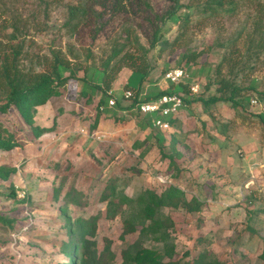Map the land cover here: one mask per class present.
Instances as JSON below:
<instances>
[{
  "label": "rangeland",
  "instance_id": "1",
  "mask_svg": "<svg viewBox=\"0 0 264 264\" xmlns=\"http://www.w3.org/2000/svg\"><path fill=\"white\" fill-rule=\"evenodd\" d=\"M79 1L0 0V14L27 22L21 34L26 65L57 49L74 63L63 94L35 116V124L54 130L33 138L15 109L0 114L22 143L0 149V264H83L95 252L100 264H124L128 252L141 248L161 262L264 264V44L255 35L264 0H234V12L219 10L216 0H180L181 8L165 21L148 15L140 0H112L96 35L90 27L75 34L65 27L68 6ZM149 2L160 15L173 8V0ZM209 6L214 10L203 12ZM200 51L196 61L186 59ZM105 66L114 77L115 109L126 114L109 108L108 90L96 86L104 73L92 69ZM177 67L186 68V83L194 80L198 87L181 93L186 110L181 141L173 146V130L160 143L148 117L129 112L135 99L123 92L153 95ZM219 67L241 93L235 103L206 105L222 95L213 82ZM182 84L174 86L177 93ZM114 180L119 198L111 205L104 195ZM169 188L180 195L161 210L167 232L144 233L149 222H143L138 197ZM196 205L199 210L189 209ZM91 217L97 223L87 240L72 238L71 227L77 231L79 220Z\"/></svg>",
  "mask_w": 264,
  "mask_h": 264
},
{
  "label": "trees",
  "instance_id": "2",
  "mask_svg": "<svg viewBox=\"0 0 264 264\" xmlns=\"http://www.w3.org/2000/svg\"><path fill=\"white\" fill-rule=\"evenodd\" d=\"M145 7V11L148 15L154 14V18L157 20L165 21L171 19L179 8H181L180 0H173V8L165 14H158L154 11L149 0H140ZM112 0H81L76 4H70L68 6V19L65 22V27L71 33L75 34L82 27H90L94 29L96 35L106 25L105 18ZM45 6L49 3L44 1ZM216 4L219 10H225L229 8V12H234L236 1L234 0H216ZM180 6V7H179ZM228 6V7H226ZM177 7V8H176ZM213 7H204L203 12L213 11ZM188 20V19H187ZM27 26V22L22 19L21 16H9L8 11L1 12L0 14V114H6L12 109H15L19 115L23 118L26 124L31 127L33 138H38L47 132L54 130V126H40L35 124V116L38 107L47 104L52 98L60 97L63 94V90L68 84L69 78L72 76L74 63L61 49L51 51L50 55H36L35 59L29 65L24 63L25 58V41L22 39V30ZM11 29V32L7 30ZM5 32V33H4ZM3 34H6L7 41H4ZM127 31V35H129ZM255 35L259 37V42L264 44V21H259ZM254 44L255 39H250ZM122 49H114L111 56L115 58L121 54ZM204 51L192 53L186 56L189 61H196ZM223 60H227L224 57ZM109 67L105 66L103 69H92L93 73L96 71H103V79L97 87H105L109 90L114 81V77L109 74ZM64 71H67L66 75ZM138 72L142 73V78L146 76L143 68H138ZM94 75V74H93ZM216 78L214 84H218L217 91L222 94L221 96L212 97L209 100L203 101L206 105L222 101L236 102L237 96L241 93V88L237 85H232L222 77V70L220 67L216 70ZM87 85V84H86ZM181 93H189L188 86L183 85ZM89 87V85H87ZM255 88V87H252ZM230 90V91H228ZM230 92V95H225ZM170 93L168 91H160L155 95L146 97L144 100L156 99L162 94ZM140 90L136 95H133L137 103L140 100ZM107 95V94H106ZM108 96V95H107ZM105 100L101 99V103ZM187 100V98H185ZM264 118V115H263ZM178 139L172 137L170 144L177 146ZM22 143L16 139L15 135L0 122V149L10 150L15 147L21 146ZM0 165V171H1ZM116 180L110 184L108 192L104 195L105 200L114 204V199L119 198ZM176 188H169L162 195H158L155 191L147 189L138 197L137 202L140 205L141 215L143 222L149 223L145 226L144 233L152 231L153 233L159 232L163 228L164 232H167V220L162 217L161 210L169 206L172 203L173 198L180 195ZM123 199L129 200L123 192L121 193ZM14 197L15 195L12 194ZM131 201V200H130ZM190 205V204H188ZM187 205V206H188ZM199 205L191 206V211L199 210ZM118 210H122V206L118 207ZM124 212V210H122ZM10 224L12 225V221ZM97 223V217H91L89 219L83 218L79 220L78 230H74L71 227L70 234L72 238L78 240L82 237L84 239L86 232L91 233L95 230ZM173 226V223H171ZM161 238L165 241L169 239V236L162 235ZM173 251V250H171ZM127 252V251H126ZM125 252V253H126ZM156 253L151 249L141 248L136 250L133 254L128 252L126 254V261L124 264H183L181 261L170 260L168 262H161L163 258L156 257ZM73 257L72 254H70ZM260 258L264 262V245ZM97 252L93 254V257L88 258L83 264H100ZM204 259L196 260L195 264H205Z\"/></svg>",
  "mask_w": 264,
  "mask_h": 264
},
{
  "label": "built area",
  "instance_id": "3",
  "mask_svg": "<svg viewBox=\"0 0 264 264\" xmlns=\"http://www.w3.org/2000/svg\"><path fill=\"white\" fill-rule=\"evenodd\" d=\"M165 79L172 83H180L189 78V72L186 68L177 67L169 69L165 73ZM197 85H192L191 90L196 91ZM113 88L107 91L109 97V106L114 107L117 104V97ZM133 91L127 89L123 92L126 99L133 97ZM186 106L185 97L179 93H165L153 100H140L137 103L138 111L144 115H151L152 125L154 128L168 131L171 127L170 120L179 114V112Z\"/></svg>",
  "mask_w": 264,
  "mask_h": 264
},
{
  "label": "crops",
  "instance_id": "4",
  "mask_svg": "<svg viewBox=\"0 0 264 264\" xmlns=\"http://www.w3.org/2000/svg\"><path fill=\"white\" fill-rule=\"evenodd\" d=\"M190 78H191V76H190ZM182 83H184L183 85L188 86V87H189L188 90H190V86L194 85V84H195V81L192 80L191 82L186 83V80H185V81H183ZM153 85H154V84H150V85H149V88L152 87ZM159 85L161 86V88L159 89V92H160V91H168L169 88L171 87L170 90H169V92L177 93L176 90H175V87H174V86L177 85V84H176V83H172L171 81L165 79V77H164V79L159 83ZM168 87H169V88H168ZM166 88H168V89H166ZM182 89H183V86H182ZM115 91H116V90H115ZM181 91H182V90H181ZM181 91H179V92H181ZM159 92H157V93H159ZM157 93H155V94H157ZM155 94H153V95H155ZM150 96H151V95H150ZM144 99H145V98H142V97H141V94H140V100H144ZM140 100H139V101H140ZM149 100H153V99H149ZM137 103H138V102H137ZM137 103H135V104L133 105V107L129 108V112H135L134 114H139L140 116H142V115H144V114H142V113H140V112L138 111ZM116 106H117V105H116ZM116 106H114V109L116 108ZM108 107H109V108H112V107H110V106H108ZM115 110H117V111H119V112H121V113H123V114H126V113H127V110H126V109H115ZM184 110H186V109L183 108V109L179 112L178 115H176L175 117H173V118L170 120V122H171V127H170V129L173 130V135H172V137H176V138L178 139V143L181 141V139H180V135H178V132H180V128H181V126H182V123H184V116H183V111H184ZM117 111H116V112H117ZM114 114L117 115V113H115V111H114ZM144 116H147V117H148L149 122H150V125H151L153 131L156 132V138H155V139L159 140L160 143H161L162 141H165V140H166L165 137L162 136V134L165 133V131H162V130H159V129H156V128L153 127V125H152V120H151V115L147 114V115H144ZM170 129H169V130H170ZM166 132H167V131H166ZM146 139L148 140L149 137H146ZM171 139H172V138H171ZM170 141H171V140H170ZM170 141H169V143H170ZM165 142H166V141H165Z\"/></svg>",
  "mask_w": 264,
  "mask_h": 264
}]
</instances>
